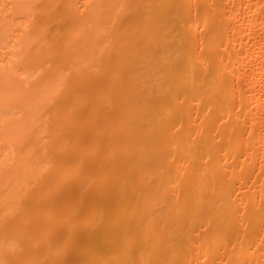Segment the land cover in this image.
Returning a JSON list of instances; mask_svg holds the SVG:
<instances>
[{"label":"bare ground","instance_id":"obj_1","mask_svg":"<svg viewBox=\"0 0 264 264\" xmlns=\"http://www.w3.org/2000/svg\"><path fill=\"white\" fill-rule=\"evenodd\" d=\"M0 264H264V0H0Z\"/></svg>","mask_w":264,"mask_h":264}]
</instances>
